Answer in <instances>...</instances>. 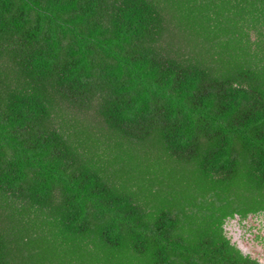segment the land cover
Returning <instances> with one entry per match:
<instances>
[{
    "label": "trees",
    "instance_id": "1",
    "mask_svg": "<svg viewBox=\"0 0 264 264\" xmlns=\"http://www.w3.org/2000/svg\"><path fill=\"white\" fill-rule=\"evenodd\" d=\"M264 0H0V264H264Z\"/></svg>",
    "mask_w": 264,
    "mask_h": 264
},
{
    "label": "rangeland",
    "instance_id": "2",
    "mask_svg": "<svg viewBox=\"0 0 264 264\" xmlns=\"http://www.w3.org/2000/svg\"><path fill=\"white\" fill-rule=\"evenodd\" d=\"M233 241H236L246 253L264 262V215L250 216L239 222V219L228 221Z\"/></svg>",
    "mask_w": 264,
    "mask_h": 264
}]
</instances>
